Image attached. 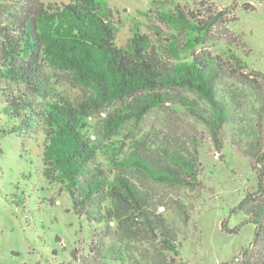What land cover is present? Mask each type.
<instances>
[{"label":"trees","instance_id":"1","mask_svg":"<svg viewBox=\"0 0 264 264\" xmlns=\"http://www.w3.org/2000/svg\"><path fill=\"white\" fill-rule=\"evenodd\" d=\"M170 4L156 17L183 36L167 48L173 58L205 43L226 24L224 12L211 6L195 14ZM117 32L103 0L62 5L0 0L1 113L9 124L0 129V138L41 134L42 177L59 186L88 225L113 233L109 244L103 240L87 247L86 255L73 251L72 259L80 264H188L178 238L193 219L188 195L203 185L200 141L189 132L187 146L141 137L127 152L111 142L128 122L139 124L151 111L175 107L205 127L218 153L227 129L231 148L248 159L256 186L234 211L255 226V236L236 260L264 264V74L230 54L231 67L246 74L238 84L225 85L223 69L198 57L170 63L137 30L120 47ZM54 72L80 95L60 91ZM112 105L117 107L108 111ZM103 112L97 129L90 120ZM99 156L115 170L112 178L95 165ZM131 244L142 247L135 259Z\"/></svg>","mask_w":264,"mask_h":264},{"label":"rangeland","instance_id":"2","mask_svg":"<svg viewBox=\"0 0 264 264\" xmlns=\"http://www.w3.org/2000/svg\"><path fill=\"white\" fill-rule=\"evenodd\" d=\"M40 1L45 5H62L72 0ZM103 1L118 28L116 43L120 47L137 30L147 34L152 46L170 63L198 57L225 70L222 76L225 85L238 84L246 74L241 68L231 67L230 54L264 74V0ZM156 1H167L169 5L163 6ZM170 3L195 14L211 6L216 12H224L226 24L216 27L205 43L186 53L180 51L179 58H173L168 56L167 48L171 41L181 40L183 36L162 25L156 17L159 8L167 10L172 7ZM247 5L250 8H246ZM58 74L53 73L57 88L77 98L80 91ZM4 101L2 96L0 129L9 125L1 113ZM113 107L117 106L112 105L108 111ZM102 118H105L104 112L91 119L90 124L98 129ZM188 132L200 141L203 185L200 191L188 195L194 211L190 225L181 228L179 233L181 257L188 264H238L236 259L254 240L255 226L246 222L242 212L234 210L245 192L255 188L256 178L248 159L238 156L231 148L227 129L223 149L218 153L205 127L182 109L171 107L151 111L139 124L128 122L111 142L117 141L122 152H127L141 137L187 146ZM42 143L41 134L0 138V264H80L72 259L71 252L75 251L76 256L86 255L87 247L93 248L103 240L107 244L111 242V229L103 231L88 225L73 212L70 199L59 186L42 177ZM95 165L110 178L116 173L102 156L97 158ZM109 227L114 231L113 224ZM128 248L134 259L139 257L142 248L139 244H131Z\"/></svg>","mask_w":264,"mask_h":264}]
</instances>
